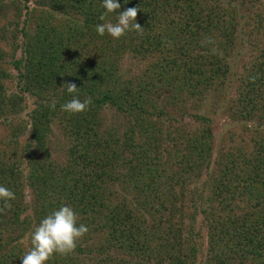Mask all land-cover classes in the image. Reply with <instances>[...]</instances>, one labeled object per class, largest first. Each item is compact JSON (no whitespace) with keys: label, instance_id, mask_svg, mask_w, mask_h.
Here are the masks:
<instances>
[{"label":"trees","instance_id":"obj_1","mask_svg":"<svg viewBox=\"0 0 264 264\" xmlns=\"http://www.w3.org/2000/svg\"><path fill=\"white\" fill-rule=\"evenodd\" d=\"M119 2L141 29L114 40L95 31L101 0H0V184L15 193L0 264H21L62 205L88 232L48 264H264V0ZM125 58L144 68L127 74ZM227 82L245 137L216 152L205 104ZM69 83L85 112L62 111Z\"/></svg>","mask_w":264,"mask_h":264},{"label":"clouds","instance_id":"obj_2","mask_svg":"<svg viewBox=\"0 0 264 264\" xmlns=\"http://www.w3.org/2000/svg\"><path fill=\"white\" fill-rule=\"evenodd\" d=\"M128 0H125L127 3ZM103 12L97 23L95 31L98 35L107 34L114 40H119L128 31L141 27L136 21L138 9L136 7L119 11L121 4L119 0H101ZM108 14L116 15V22H103ZM78 87L69 83L67 93L71 99L61 105L62 111L69 115L85 112L92 103L90 98L81 100L78 94ZM15 199V193L9 188L0 184V201L4 208H10V201ZM88 232V227L82 223L78 224V216L74 210L62 205L46 215L30 234V249L21 256V264H48L54 255L66 256L71 254L77 247V241L83 238Z\"/></svg>","mask_w":264,"mask_h":264},{"label":"rangeland","instance_id":"obj_3","mask_svg":"<svg viewBox=\"0 0 264 264\" xmlns=\"http://www.w3.org/2000/svg\"><path fill=\"white\" fill-rule=\"evenodd\" d=\"M240 56H237L235 59L236 63V74L232 76L230 79H235L237 75H242V66L244 63H247L251 58V50L247 43V38L244 40V47L239 50ZM124 71H126L129 75H134L139 73L143 68L144 65L137 61L131 60L130 58H125L124 62ZM238 76V78H239ZM235 84L229 86L228 82L225 87V95L220 96L217 99L218 102L210 98L208 102L205 104L207 108L206 115L209 116L213 121V132H214V145L216 152L225 148H229L235 142V144L241 141V137H245L244 134L240 132V129L231 123V111L228 109L230 106V100L233 97V89ZM11 90L16 91V84H10L9 87ZM32 99L27 98L26 105L28 109L33 107ZM215 103V105H213ZM215 107V108H213ZM107 118L111 121V113H107ZM54 135L51 137V151L53 153V157L56 161L61 162L63 161L64 152L66 150L65 141L61 135V132L57 125H54ZM235 132V136H234ZM234 138V141H233Z\"/></svg>","mask_w":264,"mask_h":264}]
</instances>
